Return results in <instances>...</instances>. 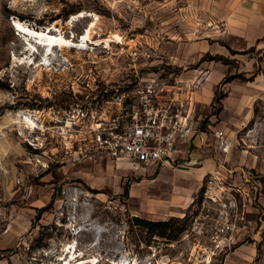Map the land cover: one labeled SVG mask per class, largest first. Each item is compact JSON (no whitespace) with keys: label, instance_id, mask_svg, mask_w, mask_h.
I'll return each instance as SVG.
<instances>
[{"label":"rangeland","instance_id":"374dc122","mask_svg":"<svg viewBox=\"0 0 264 264\" xmlns=\"http://www.w3.org/2000/svg\"><path fill=\"white\" fill-rule=\"evenodd\" d=\"M229 1L0 0V264H264V38L226 32ZM16 21L72 45L44 64ZM211 75L217 92L198 99ZM163 81L193 89L212 166L93 156L96 124ZM134 216L174 220L163 232Z\"/></svg>","mask_w":264,"mask_h":264},{"label":"built area","instance_id":"2783aa9c","mask_svg":"<svg viewBox=\"0 0 264 264\" xmlns=\"http://www.w3.org/2000/svg\"><path fill=\"white\" fill-rule=\"evenodd\" d=\"M142 53L150 56L147 49ZM167 85L163 81L158 88L138 89V99L130 107L121 106L116 115L100 120L89 140L93 156L114 163L127 160L136 167L179 165L176 154L180 145L204 132L196 115L193 89L182 90L178 85L168 89ZM213 134L218 153H230L233 140L229 135L223 129ZM218 179L211 175L207 183L209 198Z\"/></svg>","mask_w":264,"mask_h":264},{"label":"crops","instance_id":"0c3cea01","mask_svg":"<svg viewBox=\"0 0 264 264\" xmlns=\"http://www.w3.org/2000/svg\"><path fill=\"white\" fill-rule=\"evenodd\" d=\"M219 18L222 19L225 30L230 36L234 39L247 43L248 46H251L264 38V0H230L227 8L223 12V15L219 16ZM213 75L208 77L206 81H203L198 90L196 89V96L198 99L203 98L202 94L204 91L207 93L206 96L208 97V100L211 101L215 92L214 87L218 82L211 79L213 78ZM204 140V136L198 135L191 142H185L180 145V152L176 154L178 160L180 161L179 166H190L191 163L198 162L200 160L203 163V169L204 165L212 166L209 158H200V156H202L201 154H205L204 158L208 155L203 149V143L205 144ZM192 146L195 148L192 149ZM187 152H189V156L191 157L190 160H185V158L188 157ZM229 160H232L235 164H244L243 160L237 159L233 156L225 161L228 162ZM164 169H166L164 172L172 171L170 170V167H165ZM174 169L178 170L177 168Z\"/></svg>","mask_w":264,"mask_h":264},{"label":"bare ground","instance_id":"6f19581e","mask_svg":"<svg viewBox=\"0 0 264 264\" xmlns=\"http://www.w3.org/2000/svg\"><path fill=\"white\" fill-rule=\"evenodd\" d=\"M14 26H19L22 29L20 30L21 32H24L25 35L29 36L31 39H35V41H37V43H39L40 45H43L44 51H45L44 53L45 57L43 58L44 62L42 63L44 64L46 63L47 65L50 63L49 55L54 53L55 48H58V47L62 49L67 48V47L70 48L72 45L70 41L64 38V36L61 33L52 32L51 27H48V29H44V30L29 31L28 29L24 28L21 25L20 21H16V24H14ZM24 30L25 31L27 30L28 33L25 32ZM90 34H91L90 31H87L85 38L87 37L90 38L91 37ZM117 38H120V36L117 35ZM98 43H99L98 41L95 42V44H98ZM31 123L34 125V122H31Z\"/></svg>","mask_w":264,"mask_h":264},{"label":"trees","instance_id":"16d2710c","mask_svg":"<svg viewBox=\"0 0 264 264\" xmlns=\"http://www.w3.org/2000/svg\"><path fill=\"white\" fill-rule=\"evenodd\" d=\"M217 92V90L215 91V93ZM218 98H221V95H215L214 97V102L217 104ZM124 194L126 196L129 195V187H125V191ZM46 210V207L44 208H40L38 210V216L41 214L42 211ZM134 223L136 225H139L141 227H144L146 229H155V228H160L161 230H163V232H166L168 229L171 228L173 220L174 219H169V220H151L148 218H143V217H139V216H134L133 217Z\"/></svg>","mask_w":264,"mask_h":264}]
</instances>
